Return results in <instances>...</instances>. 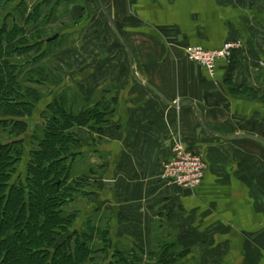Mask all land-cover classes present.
<instances>
[{
	"label": "crops",
	"instance_id": "1",
	"mask_svg": "<svg viewBox=\"0 0 264 264\" xmlns=\"http://www.w3.org/2000/svg\"><path fill=\"white\" fill-rule=\"evenodd\" d=\"M66 1L64 21L77 22L63 42L78 38L55 54L64 77L38 113L73 89L79 111L104 110L106 122L78 128L72 149L94 189L77 200L83 218L104 217L110 231L102 264L135 252L154 264L168 250L176 264H264V147L212 135L194 108L140 83L196 104L211 132L264 139V0H102L126 46L98 0ZM235 40L243 49L213 77L185 54ZM177 140L206 161L196 191L160 179Z\"/></svg>",
	"mask_w": 264,
	"mask_h": 264
},
{
	"label": "trees",
	"instance_id": "2",
	"mask_svg": "<svg viewBox=\"0 0 264 264\" xmlns=\"http://www.w3.org/2000/svg\"><path fill=\"white\" fill-rule=\"evenodd\" d=\"M25 1L0 0V264H102L110 231L104 217L99 221L96 214L83 218L77 200L94 189L87 186L88 177L75 175L79 154L72 149L79 144L76 130L93 128L92 120L104 124L106 115L97 106L79 111L74 95L65 91L47 106L41 123L31 131L35 105L53 86L44 59L65 35L55 31L44 36L43 25L27 36L34 22L40 21L37 17L44 3L29 11ZM48 22L45 19L43 24ZM56 34L59 38L47 42ZM37 47L35 57L18 60ZM234 88V93L240 89ZM75 97L79 100L80 96ZM26 129L32 146L26 172L21 175ZM78 218L80 225L72 233L68 229ZM64 235L69 236L58 243ZM143 255L135 252L128 260L117 254L109 264H151ZM177 259L175 251L168 250L154 264H176Z\"/></svg>",
	"mask_w": 264,
	"mask_h": 264
},
{
	"label": "rangeland",
	"instance_id": "3",
	"mask_svg": "<svg viewBox=\"0 0 264 264\" xmlns=\"http://www.w3.org/2000/svg\"><path fill=\"white\" fill-rule=\"evenodd\" d=\"M61 1L62 2H58V0H36V1H34V0H26L25 1L27 6H28V10L33 8V6H35V5L37 6L38 2H40V3L43 2L44 3V5L39 9L41 11L40 18L37 17L40 21L36 20L34 22L33 27L28 32L27 36H32L35 33V31H37L41 27L43 28V25H44V28L46 30L43 29L41 33H43L44 36H49L51 33L55 32V31L63 33L64 31L67 30L66 28L69 27L72 23L74 24L75 22H77L76 21L77 20L76 17H75L76 20L69 19V21L68 20L64 21V18L66 17V15L68 13V9H66L67 6H68L67 3L70 2V1H66V0H61ZM75 15H77V14H75ZM45 19H46V22H48V20H51V21L46 23V24H43ZM78 19H79V17H78ZM56 20H57V22H55ZM79 21H80V19L78 20V22ZM77 36H74V39L76 40V41L74 40L75 42H77V39H76V38H78ZM65 40H61V41H65ZM67 40L68 41L65 42V43L64 42H59V44H56V45L52 46L54 48L53 50L51 49V51L53 52L52 55L50 57H46L44 59L43 64L45 66H47V70L51 73V77L53 79L51 81V83L53 84V86L51 88V92L44 99H42L41 102H39V103H37L35 105L36 108L34 109V112H33L32 116H31V118L32 119H37L36 120L37 121V125L39 123H41V117H38V116L43 114V112L45 111V109L47 108V106L50 103L46 104V107H45V109L42 112L38 113V111H40V110H42V108H44L43 106L45 104V100L50 99L49 96L52 95L54 93V91H58L56 85L58 84L60 78L64 77V76H62L64 74V72L61 71L64 68H63V66H62V64L60 62L59 56L56 57L55 54L56 53L61 54L66 46L75 43V42L71 43V41L69 39H67ZM38 49H39V47L34 49L33 52H30V54L23 55L18 60L24 61V60H27V59H31L33 56L35 57V55L38 54V51H37ZM76 91H77L76 89H73L72 91L67 92V94L69 96H71V95L73 96L74 95V101L79 102V100L76 99V97H75V95L78 94ZM63 92H65V90L60 93V96L58 98H60L62 96ZM28 131L29 130L26 129V131L24 132L25 134L23 135V137H25L24 152H23V156H22L21 163H20L19 170H18V173H23V174L26 172V169H27V164H28L29 156H30V151L29 150H30V148L32 146L31 137L29 136ZM80 158H81V156L79 155L77 159L80 161ZM80 172H81L80 170L77 171V166H75V175H77V173L79 174ZM171 186H173V185H171ZM174 187H176V186H174ZM183 190H187V189H183ZM196 190L197 189H195V190H187V191H196ZM79 225H80V221H79V218H78V219H76L73 222V224L70 226V228L68 230L73 233L74 230L78 229ZM66 238H67V236H65V235L60 237V239L58 240V243L63 242V240L66 239ZM73 244H76V242L73 243ZM92 244L95 245L94 243H92ZM98 261H99V259H98Z\"/></svg>",
	"mask_w": 264,
	"mask_h": 264
},
{
	"label": "built area",
	"instance_id": "4",
	"mask_svg": "<svg viewBox=\"0 0 264 264\" xmlns=\"http://www.w3.org/2000/svg\"><path fill=\"white\" fill-rule=\"evenodd\" d=\"M243 49L240 41H228L217 50H209L200 46H190L185 49L187 58L214 76L217 63L221 60L232 63L236 53ZM177 140L173 148V158L166 162L160 173V179L167 185L180 189L195 190L202 184L207 164L204 158Z\"/></svg>",
	"mask_w": 264,
	"mask_h": 264
},
{
	"label": "water",
	"instance_id": "5",
	"mask_svg": "<svg viewBox=\"0 0 264 264\" xmlns=\"http://www.w3.org/2000/svg\"><path fill=\"white\" fill-rule=\"evenodd\" d=\"M99 4H100V7L103 11V13L105 14L106 18H107V21H109L110 23V26L112 28V30L114 31V33L116 34V36L118 37V39L125 45V43L123 42L117 28H116V25L111 17V15L107 12L105 6L103 5L102 3V0H98ZM59 34H56L54 35L52 38H49L47 40V42H51V41H55L57 38H59ZM126 46V45H125ZM130 57H131V54H130ZM132 60V57L130 58ZM132 76L134 77V73L132 72ZM141 84H143L146 88L152 90L158 97H160L165 103H168V105L170 106H173V107H192L194 108L197 113H198V117H199V120H200V123H201V126L209 133H211L212 135L214 136H217L219 138H222L224 140H227V141H233V140H243V139H249V140H252L253 142H257L259 143L260 145H262L264 147V139L262 138H259L257 136H253V135H236V136H222L220 134H217L215 132H211L210 130L207 129V127L205 126V123L203 121V118H202V113L201 111L198 109V107L196 106V104H193V103H189V102H186V103H173V102H170L169 100L166 99V97H164L156 88L152 87L151 85L149 84H144L142 82H140ZM29 123H31V131L34 130V121L33 120H30Z\"/></svg>",
	"mask_w": 264,
	"mask_h": 264
},
{
	"label": "flooded vegetation",
	"instance_id": "6",
	"mask_svg": "<svg viewBox=\"0 0 264 264\" xmlns=\"http://www.w3.org/2000/svg\"><path fill=\"white\" fill-rule=\"evenodd\" d=\"M33 121H34V120H33ZM27 123H28V122H27ZM36 123H37V122L34 121V126H33L34 128H35V126H36ZM29 127L31 128V123H29ZM18 174H21V175H22L23 173H18Z\"/></svg>",
	"mask_w": 264,
	"mask_h": 264
}]
</instances>
